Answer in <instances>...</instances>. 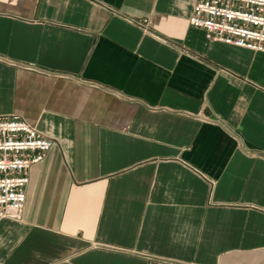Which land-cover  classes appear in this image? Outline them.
I'll use <instances>...</instances> for the list:
<instances>
[{"label":"crops","instance_id":"0c3cea01","mask_svg":"<svg viewBox=\"0 0 264 264\" xmlns=\"http://www.w3.org/2000/svg\"><path fill=\"white\" fill-rule=\"evenodd\" d=\"M193 4L0 0V116L54 141L0 262L264 264V52Z\"/></svg>","mask_w":264,"mask_h":264},{"label":"built area","instance_id":"2783aa9c","mask_svg":"<svg viewBox=\"0 0 264 264\" xmlns=\"http://www.w3.org/2000/svg\"><path fill=\"white\" fill-rule=\"evenodd\" d=\"M189 23L209 40L264 52V0H194ZM53 142L18 115L0 116V218H20L28 170Z\"/></svg>","mask_w":264,"mask_h":264}]
</instances>
